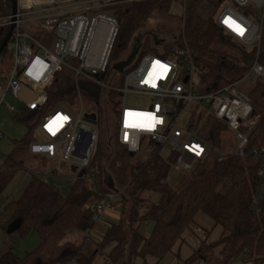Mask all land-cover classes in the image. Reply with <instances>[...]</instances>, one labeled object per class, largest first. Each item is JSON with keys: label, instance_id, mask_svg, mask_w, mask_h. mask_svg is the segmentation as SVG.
Here are the masks:
<instances>
[{"label": "trees", "instance_id": "1", "mask_svg": "<svg viewBox=\"0 0 264 264\" xmlns=\"http://www.w3.org/2000/svg\"><path fill=\"white\" fill-rule=\"evenodd\" d=\"M184 1L182 31L173 43L166 45V53L175 46H181L184 40L201 72L206 91L243 78L255 59L256 49L239 47L215 23V16L224 0ZM178 2L182 3V0H139L103 7L101 10L110 14L118 24L113 50L124 52L153 14L167 13L171 5ZM11 9L12 0H0V20L9 16ZM7 32L8 28L0 27V46ZM149 51L159 54L156 48L151 47L141 49L138 57ZM11 53L9 42L0 53V68L11 65ZM257 59L264 67V28ZM127 69L114 75L110 81L117 88L121 86ZM108 72L109 69L106 74ZM246 94L259 116L249 136L248 149L264 147V79L253 82ZM47 95L48 101L43 109L28 111L21 108L19 115L25 117L26 135L20 140H12L10 152L0 164V191L17 172L26 169L32 158L28 138L37 132L45 111L56 105L68 110L74 104V76L60 71ZM107 96L115 114L119 94L107 91ZM89 119L98 125L96 116ZM202 127L198 136L210 147L218 144L219 134L227 130L224 124L212 117L207 118ZM113 136L107 142L100 140L95 148L91 171L87 173L93 184L86 178H78L63 196L36 174H30L22 194L6 203L0 211V228L5 232L10 223L19 219L21 224L14 234L22 238L34 232L39 243L23 257L12 251L0 253V264H94L95 257L104 254L110 245L113 247L107 255L108 264H160L176 244L183 243L185 231L204 229L197 220L199 216L212 224L205 232L206 236L215 227H220L222 234L210 246L206 239L203 240L182 264H192L200 258L208 262L213 245L221 246L220 264H227L243 252L249 255L251 264H263L264 209L258 214L250 211L258 184L259 161L256 157L249 154L245 158L233 155L222 158L209 150L205 159L189 171L183 188L177 191L166 182L168 171L175 164L173 153L164 157L162 147L149 143L151 151L148 157L144 161H133L135 155L118 145ZM105 175H108L107 179L116 192H125L127 198H121L119 222L110 224L102 240L95 243L90 251L65 238L67 232L94 228V214L85 206L90 201H101L112 192ZM143 193H156L157 202L151 203L142 197ZM145 222L152 223L146 237L140 233V226Z\"/></svg>", "mask_w": 264, "mask_h": 264}, {"label": "built area", "instance_id": "2", "mask_svg": "<svg viewBox=\"0 0 264 264\" xmlns=\"http://www.w3.org/2000/svg\"><path fill=\"white\" fill-rule=\"evenodd\" d=\"M24 1L26 3L22 4L21 0H16L15 14H10L0 22V27L13 25L9 41L12 63L5 91L17 97L25 89L32 95L29 101L19 99L22 107L28 111L43 109L48 101V88L55 76L66 69L75 80L82 77L93 83L100 95L105 91L119 94L118 107L121 108L113 133L118 145L133 155L141 151L145 139L148 144L166 146L175 155L176 168L189 170L205 159L210 146L197 136L193 130L194 123L187 128L176 126L178 111L168 106L166 101L177 103L179 108L197 102L207 109L204 120L212 117L226 126L234 141L233 156L245 158L251 154L259 161L258 184L250 211L258 214L264 209V147L248 149L249 136L259 116L247 94L237 88V84L246 79L252 82L264 79V67L258 62V53L243 78L199 95L193 92L192 86V79L199 68L183 40L181 46L173 47L168 53H146L139 57L127 69L121 86L117 88L114 82L105 83L103 79L109 69L108 61L118 34V24L114 18L101 11L103 7L109 6L107 4L117 0H108L104 5H98L102 2L98 0L86 4L80 1L76 3L78 0H43L40 4L33 0ZM226 21H234L243 29L242 33L234 30ZM215 23L244 49L258 51L264 28V0H224L215 16ZM30 25L53 27L52 49L45 48L30 35ZM159 65H163L166 71ZM75 90V102L80 104L79 114L74 117L62 106L48 115L44 113L36 134L46 142L31 144L30 154L69 164L71 168L84 172L79 179L86 178L93 184L87 173L91 171L100 132L98 125L91 122L89 116H83L78 87ZM134 95L148 98L149 108L139 109L128 105L127 99ZM2 104L0 100V106ZM5 107L9 115L16 114L13 107L6 104ZM130 113L139 114L136 122L144 126H126V117L127 123L134 119ZM53 121H57L60 126L56 127ZM119 204L117 192L108 193L101 201L86 204L85 209L94 214L95 223L93 229L85 231L87 239L91 238L104 213ZM112 247L110 245L105 249V261H108L107 255ZM262 259L264 264V257ZM197 262L206 264L207 261L200 258ZM251 263L249 255L243 252L227 264Z\"/></svg>", "mask_w": 264, "mask_h": 264}, {"label": "rangeland", "instance_id": "3", "mask_svg": "<svg viewBox=\"0 0 264 264\" xmlns=\"http://www.w3.org/2000/svg\"><path fill=\"white\" fill-rule=\"evenodd\" d=\"M33 1L36 4H40L43 0ZM90 1L92 0H86L84 3L86 4ZM21 2L22 4L26 3V1L24 0H21ZM78 2L79 0L76 3ZM120 2L132 3L125 0ZM184 2L185 1L182 0V3L178 2L172 4L170 10L167 13L153 14V16L147 21L145 28L139 31L133 37L124 52L121 53L113 50L112 55L108 61L109 72L103 79L105 83H111L110 81L112 80L113 76L118 74L112 69L113 64L126 62L130 57H133L129 66H127L125 69L131 67L139 58L138 56L140 54L141 49H150L152 47L156 48L159 53L166 52V45L173 43L174 40L179 37V34L182 31L183 16L185 9ZM118 3L119 0L114 1L112 3L107 4L109 5L107 7L116 6L118 5ZM101 11L105 12L104 10ZM105 13L110 16V14H108L107 12ZM256 23L258 24V22ZM6 28L9 29V27ZM28 30L30 35L36 41H38V43H40L47 49H52L54 34L53 27L41 28L35 25H30L28 26ZM238 46L241 47L240 45ZM148 53L155 54L152 51H149ZM256 53H259V50H256ZM10 68L11 65L1 66L0 76L8 77L10 73ZM65 73H67V70L63 69L62 74ZM252 85L253 82L246 79L245 81H242L241 83L237 84V88L246 94L251 89ZM74 86L78 87L80 93L83 116H96L100 132V140L107 142V140L112 137V134L115 132L116 124L118 123V113L121 106L117 108L116 113L114 114V109L110 100L108 99L107 92L105 91L100 95L98 88L93 83L88 82L82 77H80L78 80L74 79ZM192 86L194 93H197L199 95H204L206 93V89L202 83L201 72H198L196 75H194L192 79ZM31 98L32 95L29 91L23 89V91L20 92V99L24 101H29ZM4 102H6V105L13 107L15 109L16 114L9 115L5 105H2V107H0V133L2 134V137L0 138V162L3 159V156L10 152L12 147V140H20L24 138L27 129V125L24 123L25 117L19 115L22 108L21 101H16L12 98V95L8 93ZM95 102H98V104H96ZM127 104L139 109H148L150 106V101L146 97L134 95L127 99ZM166 104L168 106H173L178 111V120L176 126L178 128H187L189 125H192L194 123L193 130L196 131L198 136V133L200 132V129L203 128L202 125L205 121L203 116L207 112L206 107L194 101L189 103L186 107L182 108H179L177 103L171 101H166ZM59 107L60 106L58 105L49 107L45 111V114L48 115ZM68 111L74 117L77 116L80 112L79 102L77 101L73 105H71ZM219 139L220 140L218 144L209 148L211 153H213L215 156H220L222 158L228 157L229 155H233L234 141L232 135L227 130H225L219 134ZM28 140L31 144L39 143L40 141L46 142V140L42 138V136H40L39 138L36 133L30 135ZM147 142L148 141L146 139L143 140L142 149L140 152L135 154V158L133 161H144L148 157L151 151V147ZM161 154L164 157L169 156L170 149L166 146H163L161 148ZM33 160V157L29 159L28 164L26 165V169L17 172L11 179V181L7 184V186L2 191H0V211H2L6 203L12 200H16L22 194L24 188L30 180L29 173L31 172L29 171L28 173V169H31L32 172H34V174H36L42 180H47L48 185L63 196L68 193L69 188L79 178L78 176L81 172L80 170L72 172L71 166L69 164L60 163L58 160H55L54 163H57V173L49 174L47 173L49 168L48 164H46L44 168L35 164ZM194 167L189 170H185L180 167L176 168V165L173 164L168 171L166 182L173 189L177 191L181 190L189 176V171H191ZM39 168L42 169L40 172H38ZM54 171L55 170L53 169L52 173H54ZM105 178L106 180H108V175H105ZM107 182L109 184L107 186L111 189V191L116 192V189L112 187V183H110L109 180ZM119 197L120 201L121 198H127L125 192L123 191L119 192ZM142 197L149 199L151 203H156L158 200V195L156 193H143ZM197 220L204 229H192L185 231L183 235V243L176 244L172 248V252L160 264H182L186 258L191 256L192 252L198 248L199 244L203 240L206 239L205 242L209 246L216 243V241L222 234V229L220 227L212 228L210 233L206 236L205 232L210 230V228L212 227L211 222L207 219L205 220L202 216H199ZM101 225L102 223L97 225V229L100 228ZM151 228L152 223L145 222L140 226V233L146 237L148 236ZM14 233L11 235H7L6 232H4L0 228L1 254L8 251H12L16 256L23 257L25 254L33 251L39 243V238L34 232H29L22 238H18V235ZM75 233H77L78 236ZM92 239L94 240V242H96L94 236L92 237ZM65 240L73 242L77 245L85 246V248H88L90 251H92L94 247V245L89 241L90 239H87V237L85 236V231H73L70 233L67 232ZM220 248L221 246L219 245L212 246L211 252H209L208 256L210 260H208L206 264H220ZM97 257L98 256H96L95 259ZM192 264H198L197 260Z\"/></svg>", "mask_w": 264, "mask_h": 264}, {"label": "crops", "instance_id": "4", "mask_svg": "<svg viewBox=\"0 0 264 264\" xmlns=\"http://www.w3.org/2000/svg\"><path fill=\"white\" fill-rule=\"evenodd\" d=\"M80 2H85L86 0H79ZM88 1V0H87ZM94 1V0H92ZM98 1H102L101 3H99L98 5H104L105 2L108 3V0H98ZM91 2V1H90ZM165 40V39H164ZM1 79H0V100L3 101V104L2 105H5L6 102H4L6 100V97H7V94L9 92H6L5 91V83H6V79H7V76L4 77V76H0ZM11 94V93H9ZM12 95V94H11ZM12 98L15 99L16 101H19L20 99V94L15 97L12 95ZM2 105L0 107H2ZM7 155V154H6ZM5 156V155H4ZM4 156H3V159H4ZM33 157V162H35V164L39 165V166H42L44 167L46 164H48L49 168H48V172L49 174H56V169H57V163H54L55 160H52V159H48L44 156H41V155H32ZM2 159V161H3ZM2 161L0 162V164L2 163ZM43 163V164H42ZM42 164V165H41ZM45 168V167H44ZM43 168V169H44ZM53 169L55 170L54 173H52ZM42 169H38V172H40ZM73 170V168H71V171ZM29 171L31 173H34L32 172L31 169H28L27 172L29 173ZM76 171V170H75ZM29 173V174H31ZM79 177V176H78ZM77 177V178H78ZM41 179V178H40ZM44 182H46V184L48 185V181L47 180H43ZM74 184V183H73ZM73 186V185H72ZM71 186V187H72ZM70 187V188H71ZM69 188V190H70ZM69 192V191H68ZM120 207L121 205L117 206V207H114L112 208L111 210L107 211L104 213V215L102 216L101 218V222L102 225L100 228H96L95 231L92 233V236L90 238V242L94 245L95 243H99L102 238L104 237V234L106 232V230L108 229V227L110 226V224H117L120 220ZM117 209V210H116ZM77 235V233H75ZM78 236V235H77ZM95 237L96 239V242H94V240L92 239V237ZM94 264H108L107 261H105L104 257H103V254L99 255L95 261H94Z\"/></svg>", "mask_w": 264, "mask_h": 264}, {"label": "water", "instance_id": "5", "mask_svg": "<svg viewBox=\"0 0 264 264\" xmlns=\"http://www.w3.org/2000/svg\"><path fill=\"white\" fill-rule=\"evenodd\" d=\"M16 12V0H12V9H11V15H14ZM13 31V25H10L8 32L5 36V39L3 40L1 46H0V53L2 52V50L9 44L10 38H11V34ZM133 59V57H130L126 62H121V63H115L112 65V69L116 72V73H122L124 71V69L129 66L131 60ZM187 81V79H185V82ZM89 118H92V116H90ZM72 172H75V169L72 170ZM84 172L81 171L79 173V177L83 176ZM21 221L19 219H16L15 221H13L12 223H10L6 229V234L7 235H11L14 232H16L19 227H20Z\"/></svg>", "mask_w": 264, "mask_h": 264}, {"label": "snow or ice", "instance_id": "6", "mask_svg": "<svg viewBox=\"0 0 264 264\" xmlns=\"http://www.w3.org/2000/svg\"><path fill=\"white\" fill-rule=\"evenodd\" d=\"M226 23H228L229 26L232 27L234 30H237L238 32L242 33L243 29L240 28V26L238 24H235L234 21H226ZM159 67L166 71V68H164L163 65H159ZM129 115L133 116L134 119L132 121L128 122L126 126H128V127H141V126H144V125L136 122V119H139V114H131L130 113ZM62 119L63 118H57V120H62ZM52 123L55 124L56 127L60 126L59 123H57V121H53ZM49 130L54 132L53 128H50Z\"/></svg>", "mask_w": 264, "mask_h": 264}, {"label": "bare ground", "instance_id": "7", "mask_svg": "<svg viewBox=\"0 0 264 264\" xmlns=\"http://www.w3.org/2000/svg\"><path fill=\"white\" fill-rule=\"evenodd\" d=\"M125 124L127 125V117H126V121H125Z\"/></svg>", "mask_w": 264, "mask_h": 264}]
</instances>
